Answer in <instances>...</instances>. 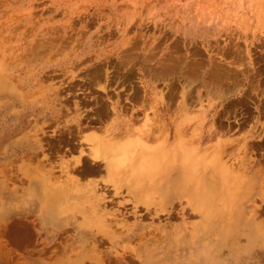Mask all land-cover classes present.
I'll use <instances>...</instances> for the list:
<instances>
[{"label": "rangeland", "instance_id": "1", "mask_svg": "<svg viewBox=\"0 0 264 264\" xmlns=\"http://www.w3.org/2000/svg\"><path fill=\"white\" fill-rule=\"evenodd\" d=\"M128 120L198 177L165 196L80 172ZM0 264H264V0H0Z\"/></svg>", "mask_w": 264, "mask_h": 264}, {"label": "bare ground", "instance_id": "2", "mask_svg": "<svg viewBox=\"0 0 264 264\" xmlns=\"http://www.w3.org/2000/svg\"><path fill=\"white\" fill-rule=\"evenodd\" d=\"M184 68L185 69L188 68L186 69V72L190 78L191 74L195 70V67L192 66L190 68L186 66ZM165 70L166 69L164 68L161 71H165ZM214 72L216 73L215 75H214ZM214 72L212 71L213 74L212 73L206 74V75L212 74L207 80L208 84L205 82L208 88H210L211 86L209 83L211 77L213 78L214 76L216 79V81H214L215 79L213 78L214 80L211 81L212 84L217 83L219 82V80H221V75H220L221 73H219L218 70L217 72L216 71ZM225 74H223L222 72V78L223 77L228 78L230 76L227 73ZM207 77L208 76H206V79ZM101 88L105 90L104 87H101ZM192 92H193V89L186 90L183 96L184 99L190 98L192 96ZM184 102L186 106L187 104H189L188 102L186 103V100ZM147 121H150V118H148V116H147L146 122ZM155 122H156L155 124H157L156 125L157 128L155 129V124L152 123L154 125V126L152 125L153 130H161L159 128L166 127L169 123V122H164V119L162 120L158 119ZM130 124H131V120H128L125 123H120L118 126L124 127V130L121 132H119V130L117 131V129L119 128L116 127V128L107 130L105 134L103 133L101 136L98 134L99 136H95L97 138L96 142H94L92 147H90L89 151L88 150L84 151L82 149H79V156L74 160V162L75 164L80 163L79 166L82 167L80 169V172L87 171V173L89 172L90 174H94V172H97L102 169L103 175L102 174L101 175L104 176V178L108 180V182L113 183L116 187L117 185H119L118 181L123 180V179L126 180V182H128L129 185L135 181V183L131 186V188L133 192L134 191L136 192V194L138 191H142V188H140V186L138 187L137 185H135L137 182H141L142 180L148 179V183L152 185L155 183V181L157 182L159 181V183L162 184L161 187L165 190V194H164L165 196H168L169 194H170L169 196L178 194V191H180V188H179L180 185L183 184L185 181H187L190 176H192L193 178L198 177V173L195 172L196 171L194 168L195 165H192L193 161H191L192 163L190 162L191 164L189 163V159H190L189 155L186 152L179 151L175 147V145L172 143H170L169 146H167V139H168L167 137L163 139L162 141L160 140L161 141L160 144L162 143L161 145L159 144L160 146H157V147L151 146L149 145V142L157 139L159 136L156 133L157 131L155 132L151 130L150 128V130L147 129V131L143 133L139 132L138 134L132 137L130 136V129H129V126H131ZM124 137H125V141L121 144L120 147H117L115 145L113 147H110L111 145L115 144L117 141H119L120 139H123ZM102 146H105L104 150L106 149L107 150L106 151L102 150L101 149L103 148ZM97 147H100V148H97ZM160 163L162 166L159 168V170H157L154 174H150L152 173L151 171L154 168H156ZM79 166L76 167L75 169L79 170ZM100 166H103V168H101ZM61 167H62V173L65 175L67 181L69 180V182L72 183L71 185L68 184V186H70L71 188H68L66 185L53 186L52 188H54L55 190L50 191L51 199H55L59 196L66 195V193L70 192V190L77 184V181H78L77 177H72L69 175L71 167H68L67 165H63ZM222 170L225 172V173H222L223 179L224 178L227 179L228 176H230L231 172H229V170H227L226 167L224 166ZM47 174L48 176L52 177V172H49ZM202 176H206V175L202 174ZM212 178L213 176L211 177L210 183L215 182V180ZM84 188H85L84 189L85 192L88 193L90 196H93L95 199L97 200L104 199V194H100V197L96 195L98 191L95 188V186L89 187L88 185H86L84 186ZM143 190H145V187H143ZM203 191H204V194L207 192L208 196H213L214 194L212 191L211 192L209 191V187L208 188L205 187ZM52 215H54L53 211L50 213V216Z\"/></svg>", "mask_w": 264, "mask_h": 264}]
</instances>
